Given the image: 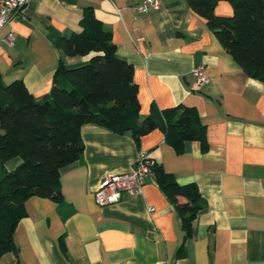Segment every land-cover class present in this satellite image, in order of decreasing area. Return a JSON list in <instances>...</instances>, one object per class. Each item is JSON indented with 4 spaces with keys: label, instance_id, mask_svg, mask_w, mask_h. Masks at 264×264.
I'll return each instance as SVG.
<instances>
[{
    "label": "crops",
    "instance_id": "crops-1",
    "mask_svg": "<svg viewBox=\"0 0 264 264\" xmlns=\"http://www.w3.org/2000/svg\"><path fill=\"white\" fill-rule=\"evenodd\" d=\"M141 1L31 0L0 30L3 81L23 80L37 99L47 94L61 55L57 41L80 30L83 8L92 6L119 56L134 66L141 115L153 105L194 106L207 128V148L187 141L178 154L159 129L137 144L131 133L83 125L85 149L62 170L61 200L27 199L14 232L17 250L5 252L0 264H264V82L244 71L186 0H163L144 13L134 7ZM228 5L218 2L217 14L232 15ZM10 32L12 46L4 42ZM64 58L74 66L88 56ZM197 65L204 66L207 83H197ZM140 150L180 184L198 186L203 205L186 240L156 179L118 202L97 201L103 176L131 171ZM19 163L14 158L6 165Z\"/></svg>",
    "mask_w": 264,
    "mask_h": 264
},
{
    "label": "trees",
    "instance_id": "trees-1",
    "mask_svg": "<svg viewBox=\"0 0 264 264\" xmlns=\"http://www.w3.org/2000/svg\"><path fill=\"white\" fill-rule=\"evenodd\" d=\"M207 20L218 39L251 77L264 82V0H226L233 14L219 15L220 0H186ZM81 29L62 36L53 85L37 99L21 79L4 83L0 72V257L17 250L14 232L32 196L61 200L63 168L75 163L85 149L81 130L95 123L111 131L131 133L137 144L147 133L159 129L178 154L187 141L197 140L206 149L207 128L197 108L178 104L160 109L152 106L142 116L134 66L117 53L113 34L105 29L92 6L83 8ZM65 56L86 57L69 66ZM19 158L10 169L6 163ZM156 182L171 198L182 222L184 240L202 201L195 183L180 184L157 163ZM185 196L180 202L178 196ZM182 252V246L179 254Z\"/></svg>",
    "mask_w": 264,
    "mask_h": 264
},
{
    "label": "built area",
    "instance_id": "built-area-1",
    "mask_svg": "<svg viewBox=\"0 0 264 264\" xmlns=\"http://www.w3.org/2000/svg\"><path fill=\"white\" fill-rule=\"evenodd\" d=\"M31 0H0V30L10 23L18 14H23L27 4ZM163 0H142L134 7L137 11L144 13L150 9L161 8ZM25 18V16L23 15ZM16 39L14 32H10L4 38V42L12 46ZM193 75L199 85L207 83L209 77L205 73L203 65H197L193 69ZM158 162L151 157L147 150H140L137 161L133 169L121 174H106L103 176L96 199L100 204L114 203L121 200L123 193L138 194L143 191V185L147 178L156 179L154 167Z\"/></svg>",
    "mask_w": 264,
    "mask_h": 264
},
{
    "label": "rangeland",
    "instance_id": "rangeland-1",
    "mask_svg": "<svg viewBox=\"0 0 264 264\" xmlns=\"http://www.w3.org/2000/svg\"><path fill=\"white\" fill-rule=\"evenodd\" d=\"M219 2H220L221 4H226V5L229 4V5L232 7V5L230 4L229 1H226V0H220ZM229 5H228V6H229ZM220 8H222V6H221ZM232 8H233V7H232ZM86 61H87V60H85L84 62H86Z\"/></svg>",
    "mask_w": 264,
    "mask_h": 264
}]
</instances>
